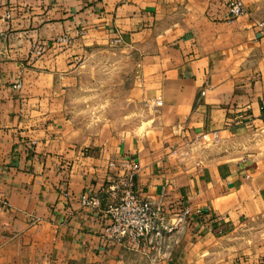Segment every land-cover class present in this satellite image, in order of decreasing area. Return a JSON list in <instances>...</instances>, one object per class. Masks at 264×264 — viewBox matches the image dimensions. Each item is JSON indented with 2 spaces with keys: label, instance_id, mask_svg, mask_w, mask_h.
I'll return each mask as SVG.
<instances>
[{
  "label": "crops",
  "instance_id": "1",
  "mask_svg": "<svg viewBox=\"0 0 264 264\" xmlns=\"http://www.w3.org/2000/svg\"><path fill=\"white\" fill-rule=\"evenodd\" d=\"M263 23L264 0H0V264H127L100 241L110 197L79 203L123 160L140 165V195L202 211L136 253L264 264ZM110 50L136 67L139 116L93 141L65 98Z\"/></svg>",
  "mask_w": 264,
  "mask_h": 264
},
{
  "label": "built area",
  "instance_id": "2",
  "mask_svg": "<svg viewBox=\"0 0 264 264\" xmlns=\"http://www.w3.org/2000/svg\"><path fill=\"white\" fill-rule=\"evenodd\" d=\"M229 10L230 15L236 18L243 16L245 12L240 2L232 3ZM34 52L37 57H42L44 47H36ZM200 138L207 142L209 135L204 134ZM109 166L115 169L116 162H111ZM140 170L139 163L123 160L121 166L113 170L116 174L111 175L100 190L84 193L79 199L82 207L101 211L104 195L110 197L112 202L103 209L109 217V223L100 234L103 247H120L139 252L145 244L163 240L185 221L195 220L202 214V211H193L189 206L171 213L161 202L152 201L137 193L134 189L135 178Z\"/></svg>",
  "mask_w": 264,
  "mask_h": 264
},
{
  "label": "rangeland",
  "instance_id": "3",
  "mask_svg": "<svg viewBox=\"0 0 264 264\" xmlns=\"http://www.w3.org/2000/svg\"><path fill=\"white\" fill-rule=\"evenodd\" d=\"M78 77L79 82L65 100L71 106L69 118L77 123L82 133L98 140L131 131L130 122L139 116L135 111L130 113L134 105L127 98L134 85L136 67L110 50L80 63ZM146 127L144 125L140 133ZM166 260L163 250L127 253V264H162ZM199 260L198 255L195 264H200Z\"/></svg>",
  "mask_w": 264,
  "mask_h": 264
}]
</instances>
